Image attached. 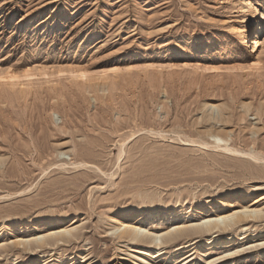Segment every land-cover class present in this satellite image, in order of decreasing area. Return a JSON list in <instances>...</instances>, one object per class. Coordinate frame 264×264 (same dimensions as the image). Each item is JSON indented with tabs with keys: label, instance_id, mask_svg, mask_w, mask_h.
<instances>
[{
	"label": "rangeland",
	"instance_id": "obj_1",
	"mask_svg": "<svg viewBox=\"0 0 264 264\" xmlns=\"http://www.w3.org/2000/svg\"><path fill=\"white\" fill-rule=\"evenodd\" d=\"M241 8L0 0V264H264V48Z\"/></svg>",
	"mask_w": 264,
	"mask_h": 264
},
{
	"label": "bare ground",
	"instance_id": "obj_2",
	"mask_svg": "<svg viewBox=\"0 0 264 264\" xmlns=\"http://www.w3.org/2000/svg\"><path fill=\"white\" fill-rule=\"evenodd\" d=\"M234 1L237 2L238 4H240L241 7H242L241 9L243 11H245V13H246L244 20L235 19L234 21H232L234 23L244 22L243 28L241 30H239V32H240V34L242 36V40L241 41L243 43V46L248 48L249 44L251 43V46H253V48L260 47V46H262V48H264V10L262 9V6L260 7V4L258 3V0H234ZM250 35H251V38L248 39V37H250ZM196 65H197L198 69L202 68L200 66L199 62H196ZM117 72H119V71H117ZM24 75H25L26 78H31L30 76H32V75H30V72H28V73H26ZM71 76H72V74H71ZM25 77H23V78L25 79ZM5 78H7L8 82H9L8 84H9L10 87H12V89H13V87L15 88L16 86H20V88L22 86L21 89H23L24 86H26L29 83H32L30 81L27 84L23 83L22 81H21V83L18 82L17 79H20L19 76L16 77V75H13V73H11L10 71L6 74ZM102 78H103V80H105L104 85L107 84L108 82L110 83V81H108L110 79L107 78L106 74H104L102 76ZM85 79H87V78H85ZM27 80H29V79H27ZM85 81L87 83L91 82L88 79L85 80ZM92 83H93V81H92ZM99 84H102V83H99ZM31 85H29V86H31ZM17 88H19V87H17ZM28 88H30V87H28ZM217 139H220V138H217ZM248 154L254 156L257 159H259V157L256 156L253 153H249L248 152ZM256 213H257V211H255V210L254 211L253 210L249 211V210L245 209L244 211L242 210L240 212H235L234 214H231V215H228V216H220L219 215L218 217H214V218L211 217L209 219H206L204 222H202V224L208 226L211 230L214 229V228H219V226H221V224H224L223 228H226L228 222L234 221V222L238 223V222L243 221L244 219H248V218H251V217L255 216L254 214H256ZM50 222H52L53 224L47 226L46 230L52 229L53 227H56V226H58L61 223V221L59 219H53ZM197 225H199V224H197ZM117 229L120 230V235L121 236H124V237L125 236H128V237L130 236V237H134L135 239L141 233L147 232L146 233L147 239L152 234L148 230H146V228H143L142 226H135V224H130V223H121L120 226ZM186 229H188V228L187 227L183 228V227L178 225V226H175L170 231H168L166 235H173L174 233L176 234V233L182 232L183 230H186ZM66 233H71V229H65V230L54 229V230H51L49 233L43 234L41 236H37L34 239L39 241V242H41V243H43V242H45V240L47 239L48 236H62L64 234H66ZM186 245L190 246L191 242H188Z\"/></svg>",
	"mask_w": 264,
	"mask_h": 264
}]
</instances>
